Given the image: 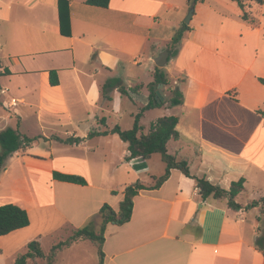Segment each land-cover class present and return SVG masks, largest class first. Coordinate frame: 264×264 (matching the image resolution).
I'll list each match as a JSON object with an SVG mask.
<instances>
[{
    "label": "crops",
    "instance_id": "1",
    "mask_svg": "<svg viewBox=\"0 0 264 264\" xmlns=\"http://www.w3.org/2000/svg\"><path fill=\"white\" fill-rule=\"evenodd\" d=\"M160 3L109 0L101 8L85 0H0V71L10 72L0 75V130L18 127L36 139L15 152L0 174V204L15 203L30 219L28 226L0 236V255L7 249L25 252L34 239L41 248L50 239L51 248L89 221L99 227L104 203L118 210L126 185L136 180L152 185L164 173L158 153L127 161V143L116 134L87 137L113 127L101 112L116 100L132 102L133 118L148 103L157 57L152 51L162 41L168 44L180 27L178 19L159 14ZM163 5L167 12L182 10L169 1ZM212 12L221 19L217 28L206 22ZM202 16L199 33L188 24L177 55L163 67L168 84L154 89L167 97L173 83L183 95L181 104L171 106L179 138L168 142V152L186 160L192 175L222 188L243 177L245 188L235 197L241 208H229L225 197L202 199L193 178L171 169L158 188L134 197L128 222L106 224L103 264H264V254L254 247L264 226V35L261 27L238 35L217 7L207 6ZM127 62L140 70L127 69ZM51 70L57 85L49 82ZM171 72L180 73L173 82ZM110 79L121 81L107 99L103 85ZM136 85L139 92L130 91ZM161 101L140 117L144 133L149 129L145 132L142 120L170 107ZM55 136L82 140L63 143ZM116 150L121 151L114 160ZM157 155L163 165L155 168ZM54 171L80 175L87 184L57 180ZM252 201L258 204L247 207ZM88 263L97 264L98 255L87 239L62 248L55 258V264Z\"/></svg>",
    "mask_w": 264,
    "mask_h": 264
},
{
    "label": "trees",
    "instance_id": "2",
    "mask_svg": "<svg viewBox=\"0 0 264 264\" xmlns=\"http://www.w3.org/2000/svg\"><path fill=\"white\" fill-rule=\"evenodd\" d=\"M236 2L237 7L241 10V19L245 21H250L255 27L256 23L253 18H248L246 11L244 10V3L248 0H232ZM258 4H263L264 0H252ZM197 0H190V4H196ZM85 3L90 6L106 8L108 7L109 0H85ZM67 16V15H66ZM59 19L62 24L64 20V14L59 9ZM189 30L187 24L183 23L180 29L176 32L175 36L171 38L170 43L173 45L169 51V58L174 57L178 53L176 48L177 43L181 40L183 32ZM1 66V63H0ZM9 70L4 68L0 71V75L9 74ZM119 79H110L103 85V96L110 99L107 92L116 86ZM49 82L51 85L58 84V78L55 70H51L49 73ZM166 86L168 84L167 74L164 68H159L155 66L153 72V81L149 84V96L148 103L143 106L140 111L134 115V120L132 127L130 129H122L118 124H115L111 129H105L103 131H90L87 137L91 138L96 135H106V134H116L123 142L127 143L128 155L126 160L129 161L136 157H141L142 159H149L153 154L158 153L161 156L162 161L165 163V171L159 177L154 178V183L152 185L145 184L142 180H136L123 189L124 197L119 203L118 210L113 209L109 204L104 203L98 214L101 217V224L99 227H95L91 221L86 225L71 230L69 236L64 240H59L55 242L47 255L44 254L40 242L37 239L31 240L26 245L25 252L18 255L15 259V264H30L35 263L37 259H44L45 264H55L56 254L59 250L64 247L70 246L73 242L79 239H87L91 241L97 250L98 263L103 264L104 262V252L102 249L105 237V226L108 223L114 225H122L128 222L131 218L134 204V197L142 189H155L158 188L162 182H164L171 169H178L184 175L191 177L195 180L196 187L198 188V193L202 199L208 197L213 198H227L228 206L232 210L237 211L241 206L235 201V197L244 190L245 179L243 177L238 180L232 181L229 188H222L220 185L211 183L205 176L192 175L189 171V166L186 160L177 159L174 155L168 152L167 144L171 139H178L179 132L176 128L178 123V117L175 115L162 116L154 120L149 127L147 133L143 132V128L139 123L140 117L145 110L151 109L153 107L161 106L164 102L158 101L156 98V91L154 89L155 85ZM118 90L122 94H127L125 87H118ZM130 91L134 93L139 92V86L130 87ZM183 100V95L178 88L171 90V97L168 99V105L175 106L181 104ZM104 124V119L100 120ZM63 143L77 144L82 139L67 137L61 139L59 137H53ZM36 139L30 138L22 134L18 127L7 126L0 130V174L6 168L7 160L17 151L25 149L32 146ZM53 178L66 181L70 183H76L85 185L87 181L84 177L76 174H66L57 171L53 172ZM112 193H115L112 191ZM258 201H252L247 205V207L255 206ZM30 223L28 212L20 207L19 205L6 202L0 204V236L7 235L15 230L24 228ZM254 247L264 254V226L259 228V234L255 238Z\"/></svg>",
    "mask_w": 264,
    "mask_h": 264
},
{
    "label": "rangeland",
    "instance_id": "3",
    "mask_svg": "<svg viewBox=\"0 0 264 264\" xmlns=\"http://www.w3.org/2000/svg\"><path fill=\"white\" fill-rule=\"evenodd\" d=\"M157 1L162 2V3H160V8H159V14L162 15V17L167 18L170 15V16H172V19L173 18H174V20L178 19L180 27L183 25V23H185L184 19H185L186 15L188 13V10H189L190 0H188L187 2H186V0H157ZM166 1H169L173 4H179L182 7V10L179 12H175L174 10H169L167 12L165 6L163 5V3ZM207 6L217 7L218 9H220L224 13H226V15L229 17V20H227V22H228L227 26L235 27L239 32L238 35H241V34L244 35L245 34L243 32L244 29L248 30V28H250V27H253V28L261 27L262 29L259 32V35H264V3L258 4L252 0L245 1V3H244V10L246 11L248 18H250V19L253 18L255 20L256 25L254 27L250 21H245V20L241 19L240 15L242 14V12L237 7L236 2H234L232 0H204V1L197 0L195 7H194L195 15L193 16L192 22H190L189 24L192 25L193 27H197L198 33L200 30V28L198 26H199L200 22H203V20H204V17L202 16V14H203V11L207 8ZM215 15L216 14L212 12L210 14V16H208L206 18V22L208 25H215V24H217V22H220L221 19L219 17H217V19H216ZM204 25H206V23H204ZM180 27L175 31V34L180 29ZM217 27L218 26H216V25L214 26V28H217ZM186 31H184L183 34ZM256 33L257 32L255 30L254 35ZM175 34L173 36H175ZM184 36H185V34H184ZM172 46L173 45L170 42L167 44V42L162 41L159 44H157V48L155 50H153L152 53L158 56L162 51L167 50L165 48L171 49ZM159 50H161V51H159ZM127 66L129 67L127 69H131L130 68V66H131L134 68L131 70H140L139 67L132 66L128 62H127ZM148 69H149V67H146V70L149 73ZM169 75H170L171 81L173 82L174 77L179 76L180 73L171 72V73H169ZM172 87H173V89H175V88L179 89V87L173 83H172ZM170 96H171V94L169 93L167 95V97L164 96L163 98L168 100ZM140 99L141 98H139V100ZM135 112H137V108L133 106L132 102L128 98L123 97L122 100H120V101L116 100L115 101L114 107H113V104H111L110 108H107V109L104 108V110L101 112V115L106 118L108 126H114L115 124H118L122 129H130L132 127V122L134 120L132 114H134ZM175 112H176L175 110H171V106L170 107L169 106L162 107L158 110L152 111L151 113H149L147 115V117L145 119L142 120V123L145 126V132L149 129L150 124L157 117H162V116H167V115H175L176 114ZM120 151L121 150L115 151L117 154H116V157H114V160L119 159V152ZM94 157L96 158L98 156L95 155ZM152 159H153L152 163H154L155 168H158V167L163 165V163L161 162V160L159 158V155L154 156ZM50 245H51L50 239H46L43 241L42 249L45 253L48 252ZM24 249L25 248L20 249V251H18V252H15L14 250H11V249L10 250L7 249V250L2 251L1 255H0V264H15V259H16L17 255L18 254L20 255L21 253H23ZM30 264H33V263H30ZM36 264H37V262H36ZM88 264H91V263H88Z\"/></svg>",
    "mask_w": 264,
    "mask_h": 264
},
{
    "label": "water",
    "instance_id": "4",
    "mask_svg": "<svg viewBox=\"0 0 264 264\" xmlns=\"http://www.w3.org/2000/svg\"><path fill=\"white\" fill-rule=\"evenodd\" d=\"M194 7H195L194 3L190 4L188 13H187V15H186V17L184 19L185 24H189V22L191 20V16L194 13ZM168 59H169V51L168 50H164L155 58L154 62H155V65L157 67L163 68V67H165ZM157 86L158 87H162L161 84H159ZM157 86H155V88ZM156 98H157L158 101L163 99L160 89L156 90Z\"/></svg>",
    "mask_w": 264,
    "mask_h": 264
},
{
    "label": "built area",
    "instance_id": "5",
    "mask_svg": "<svg viewBox=\"0 0 264 264\" xmlns=\"http://www.w3.org/2000/svg\"><path fill=\"white\" fill-rule=\"evenodd\" d=\"M11 104H12V105H16V101H15V99L12 100Z\"/></svg>",
    "mask_w": 264,
    "mask_h": 264
}]
</instances>
